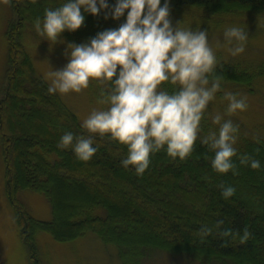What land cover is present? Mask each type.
Returning <instances> with one entry per match:
<instances>
[{"label":"trees","instance_id":"trees-1","mask_svg":"<svg viewBox=\"0 0 264 264\" xmlns=\"http://www.w3.org/2000/svg\"><path fill=\"white\" fill-rule=\"evenodd\" d=\"M51 1L57 2L59 7L67 2L9 0L17 19L8 33L6 87L0 99L5 195L14 211L20 240L30 263L41 264L36 246L39 232L50 235L57 242L72 241L91 232L102 242L117 247L122 264H140L143 251L149 249L192 255L201 264H264L263 139L242 138L235 147L237 156L233 161L238 170L235 175L232 171L222 174L213 170L214 152L200 143L204 130L202 122L200 139L189 157L183 161L179 157L173 159L167 155L165 146L150 154L149 168L142 176L136 175L132 166L125 169L121 165V160L127 156V146L111 140L108 135L92 137L93 146H99L90 159L92 162L80 161L73 150L57 147L66 132L74 136L90 134L55 93H48V85L35 74L21 42L26 23H34L38 17L43 21L41 7L53 5ZM116 2L107 0L109 9ZM164 2L161 0V6ZM169 4L170 13L188 7L200 8L209 14L264 9V0H169ZM81 12L85 16V26L99 20L107 30L118 28L127 17V10L119 20L110 15L105 19L108 10H101L96 16L84 12L83 8ZM60 35L81 44L97 34L83 28L74 32L65 30ZM216 73L223 77L221 84H250V79L234 67H219ZM161 87L171 93L177 86L165 82ZM43 117L58 123L59 128L48 134L36 126V123H45ZM15 119L17 123L13 122ZM245 154L259 160L260 169L253 170L250 164L240 165L239 157ZM23 162L27 171L23 169ZM187 163L191 164L190 169ZM62 182L76 187V202H64L60 192ZM220 185L233 186L247 199L253 198L254 203L247 204L246 199L237 198L238 194L225 200ZM122 189L137 206H133L131 200L118 202L115 197L111 198L114 192ZM20 191L44 196L51 207V219L40 221L31 217L18 200ZM61 207L67 213L59 222ZM218 220L224 221L222 229L242 232L247 227L251 238L245 244H240L239 237L227 238L225 246H221L225 238L213 227ZM203 225L213 227V234L202 243L196 234ZM151 231L156 235H148Z\"/></svg>","mask_w":264,"mask_h":264},{"label":"clouds","instance_id":"clouds-1","mask_svg":"<svg viewBox=\"0 0 264 264\" xmlns=\"http://www.w3.org/2000/svg\"><path fill=\"white\" fill-rule=\"evenodd\" d=\"M9 2V0H5ZM34 3L35 0H32ZM84 12L96 16L108 10L114 20H119L127 10L126 21L116 29L104 30L87 43H70L65 55L68 63L48 74L51 83L49 94L80 93L89 87L90 81L103 85L101 105L106 109H93L82 122L90 134L74 136L66 132L57 144L59 149L74 151L80 161H89L98 151L94 147L95 135H108L111 140L126 145L128 152L121 165L132 166L135 174L142 176L150 165V154L165 149L169 157L181 161L189 157L201 131L200 125L209 103L221 90L223 77L217 75L216 54L209 44L207 30H191L173 27L170 20L169 0L161 6V0H117L109 9L107 0H67L55 9L46 8L43 21L34 22L40 36L56 42L65 30L74 32L84 24ZM247 33L239 27L224 32V40L231 45L228 51L237 56L245 51ZM217 41V47H223ZM168 82L177 86L171 93L162 89ZM225 92L228 101L226 115L245 111L246 97ZM212 123L219 126L204 136L200 143L214 152L211 166L217 173L238 174L233 157L237 156L238 125L225 120L217 113ZM258 151V150H257ZM240 165L253 170L261 167L260 161L245 154L239 157ZM221 195L227 200L235 194L233 186L220 185ZM223 220L213 226L220 237L245 244L252 236L247 227L240 230L222 229ZM213 227L203 225L196 234L203 243L213 234Z\"/></svg>","mask_w":264,"mask_h":264},{"label":"rangeland","instance_id":"rangeland-1","mask_svg":"<svg viewBox=\"0 0 264 264\" xmlns=\"http://www.w3.org/2000/svg\"><path fill=\"white\" fill-rule=\"evenodd\" d=\"M33 3L32 0H28ZM41 0L35 2L41 3ZM41 7V12L46 8H57L58 3ZM37 4V3H36ZM55 4V5H54ZM170 20L173 27L177 26L184 29L207 30L209 44L216 54L217 64L223 67H234L245 74L250 79L249 86L238 83L224 82L221 84V90L215 95L202 119L203 133L206 136L214 131L218 134L219 126L212 123V118L217 113L221 114L225 120L231 119L235 125H238L237 142L234 147L240 144L242 138L250 140H264V9H253L238 12H228L222 14H209L200 8H183L178 13H170ZM16 15L10 2L0 0V99H2L6 87V69H7V50L8 33L12 25L16 23ZM81 28H88L94 33H100L105 25L99 20L93 25ZM230 27L242 28L248 35L245 42V51L237 56H232L228 51L231 45H227L224 40V32ZM219 41L223 47H217ZM21 42L24 51L28 54L35 74L42 79L48 87L51 83L49 73L53 70L62 69L69 61L65 55L68 44L73 43L60 35L56 42L50 41L46 36H40L34 26V23L27 22L21 32ZM76 44V43H75ZM104 86L97 81H90L89 87L80 93L69 92L67 94L55 93L63 104L75 114L80 125L93 109H106L108 105H101L97 101L100 99V92ZM225 92L239 94V97H246L248 107L245 111H237L235 114L226 115L228 101L223 99ZM43 125L36 123V126L42 127L45 132L52 134L50 130L60 126L55 124L49 117H43ZM47 120V121H46ZM17 123V120H13ZM59 128V127H58ZM18 133V132H17ZM16 133V134H17ZM71 149V148H69ZM72 150V149H71ZM118 157V156H116ZM123 158V157H121ZM88 162H92L89 160ZM191 164L187 163V168ZM27 165L23 162V169L27 171ZM113 180V179H111ZM183 190H187L183 184H180ZM94 191L97 188L94 187ZM116 191V190H115ZM124 190H117L113 196L116 201L131 200L133 206L137 202L130 195L124 194ZM60 192L66 204L76 202L78 193L76 187L68 182H62ZM238 194L246 199L247 204H253V198L247 199L242 193ZM129 196V197H128ZM18 200L24 206L27 213L34 219L40 221H49L51 219V207L42 195L31 191H20L17 195ZM64 208V207H63ZM61 207L59 211V222L62 221L66 209ZM65 211V212H64ZM178 217L176 213L173 214ZM172 219L171 223H174ZM148 235H156L155 231L147 232ZM195 238V236H194ZM36 246L38 257L41 264H122L118 257L117 247L102 242L95 234L86 232L83 236L67 242H57L50 235L39 232L36 236ZM133 251L136 247H131ZM143 258L140 264H201L192 255L182 253H171L158 250H144ZM0 264H31L28 258L27 250L22 245L19 229L16 223L14 211L8 203L5 195V177L4 163L2 157V146L0 140Z\"/></svg>","mask_w":264,"mask_h":264}]
</instances>
